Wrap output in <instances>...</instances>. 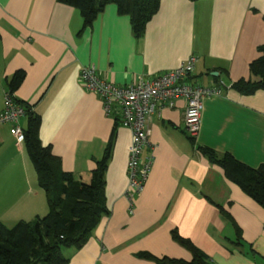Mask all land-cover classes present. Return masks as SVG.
<instances>
[{
	"label": "crops",
	"instance_id": "1",
	"mask_svg": "<svg viewBox=\"0 0 264 264\" xmlns=\"http://www.w3.org/2000/svg\"><path fill=\"white\" fill-rule=\"evenodd\" d=\"M158 3L136 38L129 17L113 4L82 28L79 10L57 0H0V111L11 78L23 73L13 93L40 117L41 146L81 182H89L111 140L104 176L109 214L81 248H66L67 264H156L137 258L140 252L190 261L172 231L202 250L207 264H264V208L198 149L229 153L250 167L264 161V90L242 95L229 88L248 78L249 61L264 44V0ZM191 55L197 62L190 81L204 87L221 81L222 92L202 101L193 139L183 128V99L151 115V151L144 152L153 164L130 210L123 192L131 132L115 124L117 109L107 115L99 96L79 82L80 68L93 64L101 78L123 86L137 76H158ZM19 125L26 128L25 115ZM9 129L0 125V222L7 227L48 211L25 147ZM224 212L238 226L239 241Z\"/></svg>",
	"mask_w": 264,
	"mask_h": 264
},
{
	"label": "trees",
	"instance_id": "2",
	"mask_svg": "<svg viewBox=\"0 0 264 264\" xmlns=\"http://www.w3.org/2000/svg\"><path fill=\"white\" fill-rule=\"evenodd\" d=\"M79 10L83 27L90 25L103 11L106 4L116 6L119 14L127 15L133 35H143L146 24L159 7L160 0H57ZM257 57L249 61V75L246 79L234 81L229 88L242 95H251L264 90V44L255 49ZM23 73L17 72L9 82L13 92L22 82ZM25 108L27 117L23 145L36 172L37 182L43 189L47 200V213L31 221H18L7 227L0 222V264H67L62 250L81 248L91 236L99 218L108 215L105 198V171L111 148L110 141L101 159L91 171L89 182H81L70 171L62 170L61 160L51 153L49 147L41 146L39 139L40 117L17 99ZM115 124L119 121L115 119ZM114 134V131L112 132ZM111 134V136H112ZM191 139H193L191 137ZM199 152L213 164L220 166L224 176L236 184L250 199L264 208V161L257 167H250L231 154H218L213 149L199 146ZM234 226L237 241L239 228L228 213H223ZM174 241L185 247L192 255L190 261L156 258L148 252L135 254L137 258L152 260L156 264H207L208 256L190 240L172 231Z\"/></svg>",
	"mask_w": 264,
	"mask_h": 264
},
{
	"label": "built area",
	"instance_id": "3",
	"mask_svg": "<svg viewBox=\"0 0 264 264\" xmlns=\"http://www.w3.org/2000/svg\"><path fill=\"white\" fill-rule=\"evenodd\" d=\"M197 58L188 57L179 66L167 70L152 78L137 76L126 85L119 86L101 78L93 64L80 68L79 82L89 91L99 96L104 112L109 115L115 109L119 112V124L131 132L128 147L127 184L124 195L130 206L143 190L153 164L148 141V121L161 107L173 108L178 99L185 103L183 123L185 132L195 137L201 125L203 100L210 96L220 95L223 83L217 86L204 87L193 84L190 76L193 73ZM25 108L17 102L10 90L3 96V108L0 111V125L9 124L10 133L17 143L24 140L19 120L24 116Z\"/></svg>",
	"mask_w": 264,
	"mask_h": 264
},
{
	"label": "rangeland",
	"instance_id": "4",
	"mask_svg": "<svg viewBox=\"0 0 264 264\" xmlns=\"http://www.w3.org/2000/svg\"><path fill=\"white\" fill-rule=\"evenodd\" d=\"M262 31H264V30H262ZM248 75H249V74H248ZM249 77H250V75L248 76V78H249ZM67 250H68V249H66V248L62 250V254H63L64 257L66 256V252H67Z\"/></svg>",
	"mask_w": 264,
	"mask_h": 264
},
{
	"label": "water",
	"instance_id": "5",
	"mask_svg": "<svg viewBox=\"0 0 264 264\" xmlns=\"http://www.w3.org/2000/svg\"><path fill=\"white\" fill-rule=\"evenodd\" d=\"M214 74H217V73H214Z\"/></svg>",
	"mask_w": 264,
	"mask_h": 264
}]
</instances>
